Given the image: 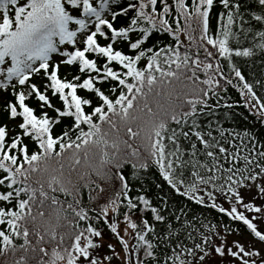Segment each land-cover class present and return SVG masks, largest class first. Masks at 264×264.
<instances>
[{"label": "snow or ice", "instance_id": "snow-or-ice-1", "mask_svg": "<svg viewBox=\"0 0 264 264\" xmlns=\"http://www.w3.org/2000/svg\"><path fill=\"white\" fill-rule=\"evenodd\" d=\"M0 100L5 264H264V0H0Z\"/></svg>", "mask_w": 264, "mask_h": 264}, {"label": "trees", "instance_id": "trees-1", "mask_svg": "<svg viewBox=\"0 0 264 264\" xmlns=\"http://www.w3.org/2000/svg\"><path fill=\"white\" fill-rule=\"evenodd\" d=\"M253 71L259 72V68L253 69ZM233 100H237L238 94L233 91L232 93ZM0 104H2V100H0ZM238 115L235 116V126L240 128H250L254 130L257 134H259L262 130H264V125H261L257 122L245 109L238 108ZM247 117V118H246ZM204 214L207 215L210 219L213 218L214 214L204 210ZM6 257H0V264H5Z\"/></svg>", "mask_w": 264, "mask_h": 264}, {"label": "rangeland", "instance_id": "rangeland-1", "mask_svg": "<svg viewBox=\"0 0 264 264\" xmlns=\"http://www.w3.org/2000/svg\"><path fill=\"white\" fill-rule=\"evenodd\" d=\"M7 258H5V260H6ZM4 263H5V261H4Z\"/></svg>", "mask_w": 264, "mask_h": 264}]
</instances>
